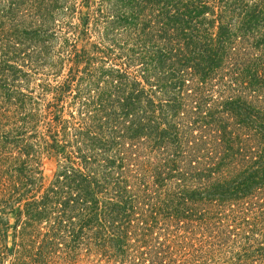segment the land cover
<instances>
[{"label": "trees", "instance_id": "obj_1", "mask_svg": "<svg viewBox=\"0 0 264 264\" xmlns=\"http://www.w3.org/2000/svg\"><path fill=\"white\" fill-rule=\"evenodd\" d=\"M0 264H264V0H0Z\"/></svg>", "mask_w": 264, "mask_h": 264}, {"label": "rangeland", "instance_id": "obj_2", "mask_svg": "<svg viewBox=\"0 0 264 264\" xmlns=\"http://www.w3.org/2000/svg\"><path fill=\"white\" fill-rule=\"evenodd\" d=\"M79 3H80V0H78V4ZM85 10L86 9H84L83 11ZM55 23L57 25L61 24V16L55 17ZM58 29H59L58 27H55L54 30H52L53 32L52 36L48 39L49 43L51 44V46L48 47L49 51H51V54L49 53V57H47L46 62H44L43 64L39 63V65H37L38 69L36 68V70H34L35 66H32V67L28 66L26 68V71L27 73H29V76H30L29 83L27 84L26 89H28V91H30L32 96L34 97H37L41 93L42 85L44 86L45 84H49L53 87L57 85L63 79L61 75L64 76L65 74L68 73V68L70 64H67L66 60H64L66 56V52L63 51L65 50V48L61 49L63 45H61V40H60L61 35L59 34ZM69 37L71 38V36ZM90 41H93V39H91ZM77 45H78V48L80 49L85 45V42L78 41ZM59 58H61L65 66L64 67L62 66L60 73L56 74L53 71L49 70V66L58 63L60 61ZM51 97L52 96L50 93H46V96L43 98L44 103L46 104L47 102L51 101ZM54 170H55L54 163L48 161L44 165L43 176L45 178V181H49Z\"/></svg>", "mask_w": 264, "mask_h": 264}]
</instances>
